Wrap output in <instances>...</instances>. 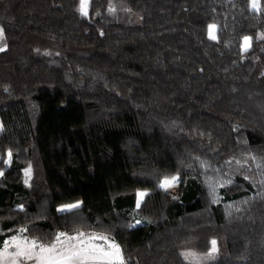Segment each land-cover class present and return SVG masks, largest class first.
Masks as SVG:
<instances>
[{"label": "trees", "instance_id": "trees-1", "mask_svg": "<svg viewBox=\"0 0 264 264\" xmlns=\"http://www.w3.org/2000/svg\"><path fill=\"white\" fill-rule=\"evenodd\" d=\"M78 5L0 0V251L96 234L123 264H264V0Z\"/></svg>", "mask_w": 264, "mask_h": 264}, {"label": "snow or ice", "instance_id": "snow-or-ice-1", "mask_svg": "<svg viewBox=\"0 0 264 264\" xmlns=\"http://www.w3.org/2000/svg\"><path fill=\"white\" fill-rule=\"evenodd\" d=\"M89 0H80V11L83 15H87ZM252 7L257 9L259 7V0H252ZM215 25L209 26V35L212 39H215ZM0 35H2V30H0ZM249 37L244 38L245 45L247 46L249 42ZM3 49L0 48V51ZM175 177L171 181L166 180L165 185L170 184L175 181ZM141 197L144 195L140 194ZM70 207H76L72 205ZM63 235V234H61ZM82 237L83 234H80ZM77 239L75 237L68 238L69 241ZM94 239H106L105 237H89L88 242H85L83 239H79L78 243L71 244L70 247L64 248L63 251H57L56 246L52 245L50 247H45L43 245H37L35 241H24L20 242L16 237L12 238V243L8 247H15V251L12 255L16 257H22L25 259H36L38 264H87V262H103V264H116L119 261V264H123V259L121 255V250L118 245L114 243L109 246L108 249H105L103 246L95 245L91 243V240ZM58 242L63 243L60 240V236L56 237ZM212 252L216 251V241H212ZM39 248L38 252H33V249ZM7 255V247L3 253H0V257Z\"/></svg>", "mask_w": 264, "mask_h": 264}, {"label": "rangeland", "instance_id": "rangeland-1", "mask_svg": "<svg viewBox=\"0 0 264 264\" xmlns=\"http://www.w3.org/2000/svg\"><path fill=\"white\" fill-rule=\"evenodd\" d=\"M100 8H101L102 12L105 13L106 7L104 5H100ZM87 11H88V9H87ZM78 12L80 14H82L81 11H80V0H79V5H78ZM216 22H217L216 19H210L209 20V24H208V27H207V37L209 39H212L210 37V35H209V26L210 25H216ZM241 47L243 49L246 47L245 42H244V39L242 40ZM263 73H264V70H263ZM0 129H1V124H0ZM30 173H31L30 168H27L24 171L23 177H24L25 182H27L28 179L30 178ZM173 177L176 178L175 181L172 182V183H170V184L165 185V181L166 180L171 181ZM158 184H159L160 189L162 191H164L168 197H170V198H172V197L176 198L178 196V191H179V177L176 174L170 175L168 177H164V178L160 179V181H159ZM141 193H143V191L142 192H138L137 203H139L141 201V199H142V197L140 195ZM68 206H72V205H66L64 207H68ZM92 236H95V237H103L101 235H96V234H91V235H86V236L83 235L82 237L80 235L79 236L60 235V240L63 243L58 242L56 240V242H54L53 244L47 245L45 247H50L52 245H55L57 251L59 252V251H63L64 248H66V247H70L71 244L78 243L79 239H83L85 242H88V238L89 237H92ZM13 237H16V239L18 241H20V242H24V241L31 242L30 240L25 239L24 237H22L19 234L16 235V236H13ZM13 237H11L10 239L7 240V242L4 244L2 250L0 251V253H3L4 250H5V248L7 247V255H4V256L0 257V264H38V261L35 258L34 259H25V258H22V257H16V256L12 255L15 251H17V249L14 246L13 247H8V245L12 243V238ZM70 237H75L77 239H73V240L69 241L68 238H70ZM37 245H39V244H37ZM38 251H39V248L33 249V252L34 253L35 252H38ZM209 252H210L209 254H213L214 253V252H212V248H211V250H209ZM202 258H204V257H202Z\"/></svg>", "mask_w": 264, "mask_h": 264}, {"label": "crops", "instance_id": "crops-1", "mask_svg": "<svg viewBox=\"0 0 264 264\" xmlns=\"http://www.w3.org/2000/svg\"><path fill=\"white\" fill-rule=\"evenodd\" d=\"M174 198V197H172ZM91 243L92 244H95V245H100V246H103L105 249H108L109 246L111 244H113L112 242H110L109 240L107 239H95V240H91ZM119 261L116 262V264L118 263ZM87 264H103V262H99V261H96V262H92V261H89L87 262Z\"/></svg>", "mask_w": 264, "mask_h": 264}]
</instances>
